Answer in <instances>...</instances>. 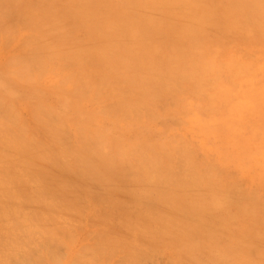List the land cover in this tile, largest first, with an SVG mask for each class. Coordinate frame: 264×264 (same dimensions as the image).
Here are the masks:
<instances>
[{"label": "rangeland", "instance_id": "rangeland-1", "mask_svg": "<svg viewBox=\"0 0 264 264\" xmlns=\"http://www.w3.org/2000/svg\"><path fill=\"white\" fill-rule=\"evenodd\" d=\"M6 1L0 264H264V0Z\"/></svg>", "mask_w": 264, "mask_h": 264}, {"label": "bare ground", "instance_id": "bare-ground-1", "mask_svg": "<svg viewBox=\"0 0 264 264\" xmlns=\"http://www.w3.org/2000/svg\"><path fill=\"white\" fill-rule=\"evenodd\" d=\"M1 1H2V0H1ZM3 1H4V0H3ZM7 1H8V0H7ZM7 1H6V2H7ZM167 1H168V0H167ZM171 1H172V0H171ZM171 1H170V2H171ZM175 1H177V0H175ZM254 1H255V0H254ZM165 2H166V1H165ZM172 2H173V1H172ZM177 2H179V1H177ZM182 2H183V1H182ZM256 2H257V1H256ZM260 2H261V1H260ZM4 3H5V2H4ZM1 4H2V3H1ZM158 4H159V3H158ZM176 4H177V3H176ZM262 4L264 5V3H262ZM4 5H5V4H4ZM9 5H10V4H9ZM9 5H8V6H9ZM203 5H204V4H203ZM0 6H1V5H0ZM2 6H3V5H2ZM237 7H238V6H237ZM242 7H243V5H242ZM255 7H256V6H255ZM255 7H254V9H255ZM257 7H258V6H257ZM261 7H263V6L261 5ZM184 8H185V7H184ZM233 8H234V7H233ZM235 8H236V7H235ZM240 8H241V6L239 7V9H240ZM9 9H10V8H9ZM213 9H214V8H213ZM5 10H6V9H5ZM170 10H171V9H170ZM172 10H173V9H172ZM229 10H230V9H229ZM232 10H233V9H232ZM259 10L262 11L261 9H259ZM2 11H3V10H2ZM7 11H8V10H7ZM173 11H174V10H173ZM179 11H180V10H179ZM226 11H228V10L226 9ZM11 12H13V11H11ZM14 12H15V11H14ZM228 12H229V11H228ZM1 13H2V12H1ZM173 13H174V12H173ZM194 13H195V12H194ZM256 13H257V11H256ZM10 14H11V13H10ZM213 14H214V13H213ZM17 15H18V14H17ZM14 16H15V15L13 14V18H14ZM178 16H179V15H178ZM259 16H260V15H259ZM9 17H10V15L8 16V18H9ZM42 17H43V16H42ZM209 17H210V16H209ZM234 17L236 18V16H234ZM256 17H257V16H256ZM166 18H167V17H166ZM202 18H203V17H202ZM10 19H11V18H10ZM150 19H151V18H150ZM167 19H168V18H167ZM207 19H208V17H207ZM207 19H206V20H207ZM35 20H36V19H35ZM203 20H204V19H203ZM210 20H211V19H210ZM210 20H207V21L209 22ZM7 21H8V20H7ZM7 21H6V22H7ZM263 21H264V20H263ZM42 22H43V21H42ZM42 22H41V23H42ZM106 22H107V21H106ZM9 23H10V22H9ZM39 23H40V22H39ZM55 23H56V22H55ZM55 23H54V24H55ZM116 23H117V22H116ZM147 23H148V22H147ZM235 23H237V22L235 21ZM2 24H4V22H3ZM45 24H46V23H45ZM48 24H49V23H48ZM50 24H51V21H50ZM54 24H53V25H54ZM107 24H108V23H107ZM233 24H234V23H233ZM39 25H40V24H39ZM109 25H110V22H109ZM225 25H226V24H225ZM0 26H1V25H0ZM116 26H117V25H116ZM230 27H231V26H230ZM6 28H7V27H6ZM169 28H170V27H169ZM59 29H60V27H59ZM107 29H108V28H107ZM228 29H229V28H228ZM249 30H250V29H249ZM60 31H61V30H60ZM63 32H64V31H63ZM131 32H132V31H131ZM134 33H135V31H134ZM61 34H62V33H61ZM113 34H114V33H113ZM57 35H58V34H57ZM62 35H63V34H62ZM103 35L105 36V34H103ZM108 35H109V34H108ZM60 36H61V35H60ZM64 36H65V34H64ZM106 36H107V35H106ZM131 36H132V35H131ZM131 36H130V38H131ZM61 37H63V36H61ZM76 42H77V41H76ZM81 42H82V41H81ZM86 42H87V41H86ZM88 43H90V42H88ZM95 43H96V42H95ZM95 43H94V44H95ZM80 44H81V43H80ZM86 44H87V43H86ZM104 45H105V44H104ZM62 46H63V45H62ZM107 46L109 47V45H107ZM104 47H105V46H104ZM129 47H131V46H129ZM129 47H128V48H129ZM49 48H50V47H49ZM60 48H61V47H60ZM99 48H100V47H99ZM101 48H102V47H101ZM115 48H116V47H115ZM77 49H79V48H77ZM174 49H175V48H174ZM46 50H48V49H46ZM80 50H82V49H80ZM87 50L89 51V48H87ZM105 50H107V49H105ZM176 50H177V49H176ZM49 51H50V50H48V52H49ZM53 51H54V50H53ZM109 51H110V49H109ZM171 51H172V50H171ZM59 52H60V51H59ZM74 52H76V50H74ZM77 52H78V51H77ZM98 52H99V51H98ZM98 52H97V53H98ZM100 52H101V51H100ZM70 53H72V52H70ZM95 53H96V52H95ZM102 53H103V52H102ZM68 54H69V53H68ZM68 54H67V55H68ZM76 54H77V53H76ZM84 54H86V53H84ZM108 54H109V53H108ZM88 55H89V54H88ZM92 55H93V54H92ZM95 55H96V54H95ZM110 55H111V54H110ZM98 56H99V55H98ZM86 57H87V56H86ZM92 57H93V56H92ZM95 57H96V56H95ZM89 58H90V57H89ZM98 58H99V57H98ZM105 58H106V57H105ZM124 59H125V58H124ZM98 60L101 62L100 59H98ZM111 60H112V59H111ZM121 60H122V59H121ZM108 61H109V60H108ZM125 61H126V60H125ZM69 62H70V61H69ZM90 62H91V61H90ZM96 62H98V61H96ZM102 62H104V60H103ZM122 62H123V61H122ZM109 63H110V61H109ZM127 63H128V62H127ZM99 65H100V64H99ZM99 65H98V66H99ZM101 65H102V64H101ZM110 66H112V65H110ZM100 68H101V67H100ZM120 68H121V67H120ZM151 69H152V68H151ZM107 71H108V70H107ZM201 72H202V71H201ZM190 73H191V72H190ZM124 81H125V80H123V82H124ZM126 83L128 84V82H126ZM133 83H134V82H133ZM120 85H121V84H120ZM122 85H123V84H122ZM153 98L155 99L156 97H153ZM157 98H158V97H157ZM119 105H120V104H119ZM131 106H132V105H131ZM131 106H130V107H131ZM123 107H124V106H123ZM125 107H126V105H125ZM130 107H129V108H130ZM136 107H137V106H136ZM113 108H114V107H113ZM115 108H116V107H115ZM118 108L121 109L120 107H118ZM116 109H117V108H116ZM122 109H123V108H122ZM126 109H127V108H126ZM124 111H125V110H124ZM118 112H119V111H118ZM88 144H89V143H88ZM82 148H83V147H82ZM24 150H25V149H24ZM41 150H42V149H41ZM24 153H25V152H24ZM39 153H40V151H39ZM33 154H34V152H33ZM33 154H31V155H33ZM47 154H48V153H47ZM25 155H26V154H25ZM27 155H28V154H27ZM27 155H26V156H27ZM28 156H29V155H28ZM33 156H34V155H33ZM34 157H36V156H34ZM39 157H40V156H39ZM55 157H56V156H55ZM37 158H38V157H37ZM51 159H52V158H51ZM56 159H57V158H56ZM56 159H55V160H56ZM38 160H40V158H39ZM38 160L36 159V161H38ZM55 160H53V161H55ZM38 162H39V161H38ZM41 162H43V160H42ZM91 162H92V161H91ZM33 163H34V162H33ZM62 163H63V162H62ZM36 165L38 166V164H36ZM39 165H40V164H39ZM86 165H87V164H86ZM82 166H83V165H82ZM109 166H110V165H109ZM112 168H113V167H112ZM110 169H111V168H110ZM159 169H160V168H159ZM159 169H157V170H159ZM9 170H10V169H9ZM12 170H13V169H12ZM89 170H90V169H89ZM89 170H88V171H89ZM178 170H179V169H178ZM34 171H35V170H34ZM41 171H42V170H41ZM44 171H45V170H44ZM93 171H94V170H93ZM96 171H97V170H96ZM111 171H112V169H111ZM32 172H33V171H32ZM36 172H37V171H36ZM37 173H38V172H37ZM40 173H41V172H40ZM42 173H43V172H42ZM46 173H48V172H46ZM44 174H45V173H44ZM88 174H89V173H88ZM42 175H43V174H41L40 176H42ZM45 175H46V174H45ZM51 175H52V173H51ZM119 175H120V174H119ZM175 175H176V174H175ZM9 176H10V175H9ZM9 176H8V177H9ZM53 176H54V174L52 175V177H53ZM85 176H86V175H85ZM92 176H93V175H92ZM98 176H99V175H98ZM177 176H178V175H177ZM5 177H6V176H5ZM37 177H38V176H37ZM54 177H55V176H54ZM87 177H88V176H87ZM90 177H91V176H90ZM93 177H94V176H93ZM95 177H96V176H95ZM99 177H100V176H99ZM59 178H60V177H59ZM40 179H41V178H40ZM46 179H47V178H46ZM95 179H96V178H95ZM97 179H98V178H97ZM99 179H100V178H99ZM120 179H121V178H120ZM176 179H177V178H176ZM179 179H180V178H179ZM47 180H48V179H47ZM64 180H65V179H64ZM100 180H101V179H100ZM2 181H3V180H2ZM7 181H8V180H7ZM13 181H14V179H13ZM13 181H11V182H13ZM109 181H112V180H109ZM171 181H172V180H171ZM177 181H178V180H177ZM65 182H66V181H65ZM111 183H112V182H111ZM157 183H158V182H157ZM106 184H107V183H106ZM155 184H156V183H155ZM161 184H162V183H161ZM23 185H24V184H23ZM98 185H99V184H98ZM100 185H101V184H100ZM113 185L115 186V183H114ZM145 185H146V184H145ZM122 186H123V185H122ZM155 186H156V185H155ZM101 187H102V186H101ZM106 187H107V186H106ZM152 187H153V186H152ZM160 187H162V186H160ZM20 188H21V187H20ZM107 188H108V187H107ZM110 188H111V186H110ZM123 188H124V187H123ZM197 188H198V187H197ZM58 189H59V188H58ZM115 189H116V187H115ZM121 189H122V188L120 187V190H121ZM150 189H151V188H150ZM156 189H157V188H156ZM160 189H161V188H160ZM189 189H190V188H189ZM6 190H7V189H6ZM117 190H118V189H117ZM199 190H200V189H199ZM69 191H70V190H69ZM122 191H123V189H122ZM190 191H193V190L191 189ZM32 192H35V191H32ZM40 192H41V191H40ZM103 192H104V191H103ZM108 192H110V191H108ZM127 192H128V191H127ZM131 192H132V191H131ZM46 193H47V192H46ZM51 193H52V192H51ZM54 193H55V192H54ZM129 193H130V192H129ZM134 193H135V192H134ZM161 193H162V192H161ZM187 193H188V192H187ZM196 193H197V192H196ZM49 194H50V193H49ZM71 194H72V193H71ZM127 194H128V193H127ZM132 194H133V193H132ZM139 194H140V193H139ZM141 194H142V193H141ZM145 194H146V193H145ZM145 194H142V195H145ZM178 194H179V193H178ZM31 195H32V194H31ZM62 195H64V194H62ZM125 195H126V194H125ZM129 195H130V194H129ZM165 195H166V194H165ZM214 195H215V194H214ZM21 196H22V195H21ZM29 196H30V193H29ZM52 196H53V195H52ZM131 196H132V195H131ZM169 196H170V195H169ZM194 196H195V195H194ZM27 197H28V196H27ZM31 197H32V196H31ZM46 197H47V195H46ZM54 197H55V196H54ZM58 197H59V195H58ZM61 197H62V196H61ZM66 197H67V196H66ZM137 197H138V196H137ZM183 197H184V196H183ZM21 198H22V197H21ZM29 198H30V197H29ZM70 198H71V196H70ZM73 198H74V196H73ZM139 198H140V197H139ZM143 198H144V197H143ZM44 200H45V199H44ZM71 200H72V199H71ZM73 200H74V199H73ZM142 200H143V199H142ZM47 201H48V200H47ZM189 201H190V200H189ZM57 202H58V200H57ZM66 202H67V201H66ZM200 202H201V201H200ZM38 203H39V202H38ZM52 203H53V202H52ZM64 203H65V202H64ZM72 203H73V202H72ZM26 204H27V203H26ZM35 204H36V203H35ZM68 204H69V203H68ZM179 204H180V203H179ZM196 204H197V203H196ZM50 205H51V204H50ZM64 205H65V204H64ZM71 205H72V204H71ZM71 205H70V206H71ZM170 205H171V204H170ZM30 206H31V205H30ZM35 206H36V205H35ZM38 206H41V204L38 205ZM45 206H46V203H45ZM74 206H75V205H74ZM191 206H192V205H191ZM194 206H195V205H194ZM32 207H33V206H32ZM50 207H51V206H50ZM50 207H47V208H50ZM54 207H55V206H54ZM166 207H167V206H166ZM63 208H64V207H63ZM167 208H168V207H167ZM32 209H33V208H32ZM46 211H47V210H46ZM62 211H63V210H62ZM47 212H48V211H47ZM71 212H72V211H71ZM60 213H61V212H60ZM68 213H69V212H68ZM44 214H46V213H44ZM64 214H65V213H64ZM69 214H70V213H69ZM120 214H121V213H120ZM40 215H41V214H40ZM56 215H57V214H56ZM118 215H119V214H118ZM43 216H44V215H43ZM62 216H63V215H62ZM111 216H112V215H111ZM135 216H136V215H135ZM10 217H11V216H10ZM57 217H59V216H57ZM45 218H46V217H45ZM47 218H48V215H47ZM47 218H46V219H47ZM101 218H102V217H101ZM118 218H119V217H118ZM15 219H16V218H15ZM121 219H122V218H121ZM125 219H126V218H125ZM129 219H130V218H129ZM158 219H159V218H158ZM16 220H17V219H16ZM37 220H38V219H37ZM47 220H48V219H47ZM17 221H18V220H17ZM31 221H33V220L31 219ZM38 221H39V220H38ZM45 221H46V220H45ZM45 221H44V222H45ZM150 221H151V220H150ZM11 222H12V221H11ZM11 222H10V223H11ZM54 222H55V221H53V223H54ZM57 222H58V221H57ZM141 222H142V221H141ZM51 223H52V222H51ZM125 223H126V222H125ZM14 224H15V226H16V223H14ZM37 224H38V223H37ZM34 225H35V224H33V226H34ZM59 225H60V224H59ZM130 225H131V224H130ZM13 226H14V225H13ZM15 226H14V227H15ZM43 226H44V225H43ZM61 226H62V225H61ZM61 226H60V227H61ZM158 226H159V225H158ZM11 227H12V225H11ZM14 227H12L11 230H13ZM60 227H59V228H60ZM138 227H139V226H138ZM148 227H149V226H148ZM15 228H16V227H15ZM54 228H55V226H54ZM129 228H130V227H129ZM135 228H136V227H135ZM16 229H17V228H16ZM48 229H49V228H48ZM117 229H118V228H117ZM140 229H141V228H140ZM145 229H146V228H145ZM157 229H158V228H157ZM17 230H18V229H17ZM19 230H20V229H19ZM52 230H53V229H52ZM57 230L60 231V229H58V227H57ZM148 230H149V228H148ZM152 230H154V229H152ZM47 231H48V230H47ZM157 231H158V230H157ZM161 231H162V230H161ZM12 232H13V231H12ZM15 232H16V231H14V233H15ZM44 232H45V231H44ZM52 232H53V231H52ZM56 232H57V231H56ZM138 232H139V230H138ZM138 232H137V233H138ZM141 232H142V231H141ZM139 233H140V232H139ZM147 233H150V231L147 232ZM153 233H155V232H153ZM48 234H49V233H48ZM50 234H51V233H50ZM50 234H49V235H50ZM54 234H56V233H54ZM99 234H100V233H99ZM108 234H109V233H108ZM111 234H112V233H111ZM141 234H142V233H141ZM103 235H106V233H105V232H104V234L102 233V236H103ZM113 235H114V234H113ZM142 235H143V234H142ZM142 235H141V238H143ZM146 235H148V234H146ZM149 235H150V234H149ZM14 236H15V235H14ZM100 236H101V235H100ZM143 236H144V235H143ZM51 237H52V236H51ZM98 237H99V236H98ZM114 237H115V236H114ZM171 237H172V236H171ZM171 237H170V238H171ZM102 238H103V237H102ZM123 238H124V237H123ZM139 238H140V237H139ZM161 238H162V237H160V239H161ZM168 238H169V237H168ZM17 239H18V238H17ZM137 239H138V237H137ZM145 239H146V238H145ZM150 239H151V238H150ZM48 240H50V237H49ZM54 240H55V239H54ZM107 240H108V239H107ZM109 240H110V239H109ZM109 240H108V241L105 240L106 242H108V243H106V245L109 244ZM138 240H139V239H138ZM143 240H144V238H143ZM161 240H162V239H161ZM17 241H18V240H17ZM112 241H113V240H112ZM122 241H123V239H122ZM129 241H130V240H129ZM100 242H101V244L104 243V242L102 243V241H100ZM110 242H111V241H110ZM124 242H126V241H124ZM140 242H141V241H140ZM146 242H147V240H146ZM98 243H99V242H97V246H101V244L98 245ZM142 243H143V242H142ZM111 244H114V242L110 243V245H111ZM153 244H154V243H153ZM155 244H156V242H155ZM128 245H129V244H128ZM108 246H109V245H108ZM95 247H96V246H95ZM109 247H110V246H109ZM112 247L114 248V245H113ZM117 247H118V246H116V248H117ZM128 247H129V246H128ZM13 248H14V247H13ZM49 248H50V247H49ZM113 248H112V249H113ZM133 248H134V247H132V250H133ZM149 248H150V247H149ZM15 249H16V248H15ZM109 249H110V248H109ZM112 249H111V250H112ZM114 249H115V248H114ZM11 250H12V249H11ZM115 250H116V249H115ZM137 250H138L137 252H139V249H137ZM50 251H51V250H50ZM5 252H6V251H5ZM7 253H8V252H7ZM12 253H13V250H12ZM48 253H49V252H47V254H48ZM96 253H97V252H96ZM3 254H4V253H3ZM9 254H10V253H9ZM9 254H8V255H9ZM13 254H14V253H13ZM13 254H12V255H13ZM22 254H23V253H22ZM26 254H27V252H26ZM26 254H25V255H26ZM28 254H29V253H28ZM28 254H27V256H28ZM51 254H52V253H51ZM5 255H6V254H5ZM17 255H18V253H17ZM33 255H34V254H33ZM49 255H50V254H49ZM129 255H130V257H131V253H130ZM129 255H128V257H129ZM135 255H136V254H135ZM139 256H140V255H139ZM6 257H7V256H6ZM22 257H25V256H22ZM35 257H36V256H35ZM133 257H134V256H133ZM133 257H131L130 259H133ZM2 258H3V257H2ZM82 258H83V257H82ZM36 259H37V258H36ZM76 259H77V258H76ZM85 259H86V258H85ZM128 259H129V258H128ZM230 259H231V258H230ZM6 260H7V259H6ZM125 260H127V258H126ZM135 260L137 261L138 258H137V259L135 258ZM135 260H134V261H135ZM1 261H2V260H1ZM81 261H82V259H81ZM83 261H84V260H83ZM87 261H88V260H87ZM123 261H124V260H123ZM129 261H131V260H129ZM2 262H3V261H2ZM8 262H9V261H8ZM88 262H89V261H88ZM132 262H133V261H132ZM4 263H5V262H4ZM33 263H34V262H33ZM89 263H90V262H89ZM124 263H125V262H124ZM130 263H131V262H130ZM133 263H134V262H133Z\"/></svg>", "mask_w": 264, "mask_h": 264}]
</instances>
